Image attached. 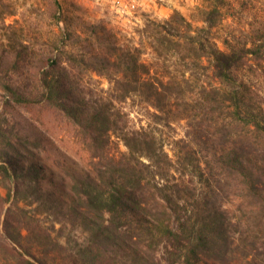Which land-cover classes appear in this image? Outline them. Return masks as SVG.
Segmentation results:
<instances>
[{
	"label": "trees",
	"instance_id": "obj_1",
	"mask_svg": "<svg viewBox=\"0 0 264 264\" xmlns=\"http://www.w3.org/2000/svg\"><path fill=\"white\" fill-rule=\"evenodd\" d=\"M228 6L213 0L201 10V26L176 10L153 26V50L164 48L179 71L153 72L131 48L79 59L107 79L108 96L79 85L71 53L65 60L50 57L38 70L37 95L3 82L7 105L54 107L88 154L85 168L72 169L42 154L49 149L41 132H0L6 189L0 253L6 260L44 264L31 247L47 245L63 252L61 264H264V101L257 105L245 73L250 60L264 59V39H218ZM197 68L214 82L201 80ZM129 97H138L158 124L169 125V114L182 108L188 131L173 141V158L149 124L119 127L113 107ZM110 132L125 151L112 152ZM52 165L61 172L57 180ZM24 190H32L38 208L61 212L71 227L82 228V242L66 248L25 208L5 207Z\"/></svg>",
	"mask_w": 264,
	"mask_h": 264
},
{
	"label": "rangeland",
	"instance_id": "obj_2",
	"mask_svg": "<svg viewBox=\"0 0 264 264\" xmlns=\"http://www.w3.org/2000/svg\"><path fill=\"white\" fill-rule=\"evenodd\" d=\"M224 1L229 3L230 8H224L227 14L222 21L223 26L217 31L218 39L235 35L236 39L252 37L256 43H261L264 39V0ZM212 3L213 0H0V132L13 137L25 128L28 132L39 131L49 149L42 154L48 155L52 163L59 162L61 166L65 162L72 169L85 168L88 154L75 136V128L69 120L44 103L28 108L13 103L7 105L5 100L11 99L3 90V82L37 95L40 89L38 70L48 66L50 57L65 60L67 53H71L76 58L71 71L79 85L90 90L94 96H108L110 83L107 79L93 71L91 64L79 59L104 56L120 48L136 49L140 59L158 74H166L167 67L171 72L179 71L181 66L176 63L178 61L168 59L169 56L163 54L164 48L158 47V52L153 50L152 45L158 46L153 26L164 23L174 10L193 26H201V10ZM249 62L252 65L245 72L247 83L257 105L263 104L264 59L258 65L257 60ZM196 75L207 83L214 82L210 73L201 68L196 69ZM113 109L118 112L119 127L125 130L148 127L149 124L162 140L164 151L172 158L173 141L184 137L188 131L186 119L181 116L182 108L169 114V125L153 122L147 107L138 97L117 102ZM228 129L234 132L237 126L232 123ZM110 135L112 152L125 151L115 133L110 132ZM51 169L54 180H57L61 172L57 166L52 165ZM31 191H21L17 198H10L5 207L11 203L25 208L41 226L47 228L51 237L66 248L82 242L85 237L82 228L71 227L61 212L48 211L47 206L38 208ZM0 196H6V189L1 185ZM229 203L226 202L228 207ZM31 227L34 228V225ZM24 243L30 246L27 241ZM50 247L32 246L31 249L36 257L43 258L44 264H61L63 252ZM0 264L13 262L0 253Z\"/></svg>",
	"mask_w": 264,
	"mask_h": 264
}]
</instances>
